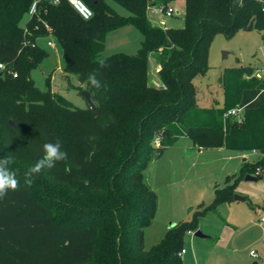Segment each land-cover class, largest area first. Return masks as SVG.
<instances>
[{"label": "trees", "instance_id": "obj_1", "mask_svg": "<svg viewBox=\"0 0 264 264\" xmlns=\"http://www.w3.org/2000/svg\"><path fill=\"white\" fill-rule=\"evenodd\" d=\"M32 1L0 0V158L37 160L44 143L60 141L68 160L45 170L68 199L48 204L17 179L19 190L0 199V264H191L178 254L189 223L172 225L144 248L143 228L157 195L143 169L163 146L186 135L196 147L261 149L254 169L264 176V100L244 107L242 121L224 115L241 105L243 89H264V74L245 66L224 71L223 103L207 107L196 104L193 83L208 68L214 32L230 37L238 29H264V0H182L183 24L175 27L153 24L147 0H117L128 15L106 0H83L89 18L68 0H37L29 13ZM128 22L142 34L137 51L102 55L106 31ZM44 35L60 44L63 72L77 75L95 108L72 106L50 87L35 85L30 71L48 54L36 41ZM152 51L158 52L159 85L148 81ZM97 69L101 92L88 86ZM231 188H217L211 205L233 199Z\"/></svg>", "mask_w": 264, "mask_h": 264}, {"label": "rangeland", "instance_id": "obj_2", "mask_svg": "<svg viewBox=\"0 0 264 264\" xmlns=\"http://www.w3.org/2000/svg\"><path fill=\"white\" fill-rule=\"evenodd\" d=\"M106 1L118 13H130L117 0ZM168 4L179 7L181 11L163 16L166 26H181L182 0H169ZM148 14L153 17L151 12ZM150 19L153 24H158ZM48 39L53 40L45 35L36 39L48 54L30 71L35 85L42 90L50 87L72 106L87 107L82 94L84 85L79 83L75 73L63 72L65 59L62 48L55 40L53 46L48 45ZM141 40L142 34L134 24H121L106 31L102 55L116 51L133 54ZM157 53L152 51L148 57V81L154 85L160 83ZM207 64L205 74L193 78L196 104L207 107L218 102L222 105L224 93L219 78L224 71L245 66L251 67V73L256 76V71L261 73L260 68L264 66V29H238L230 37L214 32L208 44ZM241 100L242 103L247 101L250 107L258 106L264 100V91L245 88ZM156 138L153 143L158 146L161 141ZM188 142V137H178L163 146L161 153H155L158 155L154 154L143 169L144 181L157 195L153 218L143 228L144 248L161 239L170 223L176 226L186 222L191 224L192 232L185 230L182 235L183 261L191 264H251L257 259L258 264H264V176L258 180H245L242 176V173L256 174L254 163L262 155L261 149H246L241 154L240 150L214 147L198 152L197 147H191ZM243 156L246 159L243 160ZM13 157L15 159L9 168L16 173L17 179H24V172L37 160L21 162L19 157ZM229 183L232 184V193L243 195L245 199L224 200L212 206L216 189ZM31 187L35 195L48 204L68 199L65 187L53 181L46 170L35 176ZM195 230L204 235H195ZM251 250H256L258 255H251Z\"/></svg>", "mask_w": 264, "mask_h": 264}, {"label": "clouds", "instance_id": "obj_3", "mask_svg": "<svg viewBox=\"0 0 264 264\" xmlns=\"http://www.w3.org/2000/svg\"><path fill=\"white\" fill-rule=\"evenodd\" d=\"M102 68H106L107 64L104 61L100 62ZM101 72L97 69L89 73L87 80L88 86L96 89L98 92L104 88V84L100 78ZM68 153L61 150V143L46 142L42 145V155L37 161L30 165L24 172V185L31 186L36 175L43 170L55 167L58 161H67ZM13 163L11 157L0 158V199L7 196L9 191H17L20 188L19 181L16 178V173L10 170L9 165Z\"/></svg>", "mask_w": 264, "mask_h": 264}, {"label": "built area", "instance_id": "obj_4", "mask_svg": "<svg viewBox=\"0 0 264 264\" xmlns=\"http://www.w3.org/2000/svg\"><path fill=\"white\" fill-rule=\"evenodd\" d=\"M68 1L72 4V6L75 8V10L83 18H89L92 15V10L83 0H68ZM36 6H37V0H33L30 7H29L28 12L33 13L36 9ZM180 11H181V9L179 7L173 6L171 4L162 5L161 3H159L155 0H147V3H146L147 16L149 17V19L152 18L155 21H157L158 25H160L162 27L166 26L163 16H171L177 12L179 13ZM149 12L152 13L153 17L149 16V14H148ZM47 44L53 46L54 41L51 39H48ZM4 68H5V64L3 62H0V70H3ZM260 71H261V73L256 71L257 76H261L264 74V66H262V68H260ZM10 72H11V70H10ZM12 74H13V76H16L17 73L12 71ZM224 115H226V116L231 115V116H234L237 121H242V119H243V108L241 106L231 107L230 109H228L224 113ZM158 138H159V136H157L156 140H158ZM253 151H256V150L253 149ZM256 170H257V172H259V168H256ZM187 231L192 232L190 229ZM183 252H185V249L182 247L180 249V251L178 252V254L181 255ZM250 253L253 256L258 255L256 250H251Z\"/></svg>", "mask_w": 264, "mask_h": 264}, {"label": "water", "instance_id": "obj_5", "mask_svg": "<svg viewBox=\"0 0 264 264\" xmlns=\"http://www.w3.org/2000/svg\"><path fill=\"white\" fill-rule=\"evenodd\" d=\"M82 94L85 97V99L87 100V103L89 104V106L91 108H95L96 107V103L95 100L92 96V93L90 90L84 88L82 89ZM10 123L13 124L12 120H9ZM158 154H155V156H157ZM245 180H258L262 177V175L260 174H252V173H245V175L243 176ZM233 199L234 200H244L245 196L243 195H239V194H233ZM172 225H174L173 223H170L169 227H171ZM195 235H199V236H203L204 234L200 231V230H195L194 231ZM251 264H258V260L255 259L252 261Z\"/></svg>", "mask_w": 264, "mask_h": 264}, {"label": "crops", "instance_id": "obj_6", "mask_svg": "<svg viewBox=\"0 0 264 264\" xmlns=\"http://www.w3.org/2000/svg\"><path fill=\"white\" fill-rule=\"evenodd\" d=\"M259 91H264V89H259ZM247 103H248L247 101H246L245 103H242V100H241V105H240V106H241L242 108L247 107V106H248ZM181 136L188 137V136H186V135H180V136H178V137H181ZM178 137H177V138H178ZM177 138H176L174 141H176ZM188 138H189V137H188ZM189 140H190V142H188V144H190L191 147H196V146L193 145V143H192V141H191L190 138H189ZM215 148L223 149V148H225V147H223V146H219V147H215ZM188 149H191V148H188ZM202 149H203V147H197L198 152H200ZM189 151H191V150H189ZM240 152H241V151H240ZM241 154H243V152H241ZM242 159L244 160V159H246V157L243 156ZM180 256H181V255H180Z\"/></svg>", "mask_w": 264, "mask_h": 264}]
</instances>
